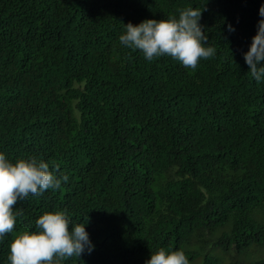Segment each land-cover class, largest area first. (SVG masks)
<instances>
[{
    "label": "trees",
    "instance_id": "obj_1",
    "mask_svg": "<svg viewBox=\"0 0 264 264\" xmlns=\"http://www.w3.org/2000/svg\"><path fill=\"white\" fill-rule=\"evenodd\" d=\"M264 0H0V152L67 183L18 201L13 232L66 210L90 254L64 264H264V83L248 50ZM203 8L193 70L122 46L124 25ZM234 26L228 32L226 25Z\"/></svg>",
    "mask_w": 264,
    "mask_h": 264
},
{
    "label": "clouds",
    "instance_id": "obj_2",
    "mask_svg": "<svg viewBox=\"0 0 264 264\" xmlns=\"http://www.w3.org/2000/svg\"><path fill=\"white\" fill-rule=\"evenodd\" d=\"M203 8L186 7L166 19H144L137 24L124 25L119 42L125 48L139 50L151 62L169 56L185 68L195 69L202 59L216 54L214 46L207 44L204 26L200 23ZM260 19L248 50L242 53L250 76L257 83H264V3L259 6ZM228 32H234L231 24ZM59 171L44 159L19 158L11 161L0 152V241L12 233L18 213L14 206L29 195H43L46 190L59 189L68 176H57ZM86 222H74L66 210L45 212L34 222L33 230L16 233L8 243L7 264H64L73 257L90 254L94 244L86 231ZM145 264H189L180 249L163 247L150 252Z\"/></svg>",
    "mask_w": 264,
    "mask_h": 264
}]
</instances>
